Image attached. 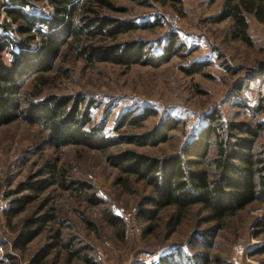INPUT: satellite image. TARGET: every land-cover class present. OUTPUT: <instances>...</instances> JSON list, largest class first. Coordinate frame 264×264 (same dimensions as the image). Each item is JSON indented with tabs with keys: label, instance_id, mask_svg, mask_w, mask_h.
<instances>
[{
	"label": "rangeland",
	"instance_id": "1",
	"mask_svg": "<svg viewBox=\"0 0 264 264\" xmlns=\"http://www.w3.org/2000/svg\"><path fill=\"white\" fill-rule=\"evenodd\" d=\"M111 1L114 8H104L105 15L137 25L120 35L118 41H138L146 45L148 52L159 54L175 34L183 48L181 56L161 65L91 66L70 52L48 73L50 82L44 87L43 96L83 97L91 105L93 124H105L108 135H146L161 128L166 120L177 121L164 142L144 146L125 143L108 154L126 148L160 158L181 153L186 144L200 135L209 117L218 113L224 128L234 122L260 124L255 148L264 157V24L247 15L251 37V45H247L232 38L231 20L213 21L225 0H181L182 5L155 0ZM29 10L46 15L51 6L45 1ZM8 22L10 30L1 28L0 32L12 41L20 39L17 25L6 20L3 13L0 24ZM10 58L6 53L5 60ZM195 62L206 63L203 71L186 74L183 68ZM27 89L32 91V86ZM145 109L154 114L141 125H126L117 131L123 115ZM212 142L215 143L214 138ZM215 153L216 146L212 144L209 156L212 158ZM52 160L65 169L68 181L90 185L87 193H95L99 203L93 205L84 198L85 193L79 195L75 189L64 190L55 185L9 225L5 211L13 199L27 193L18 189L40 179L38 172ZM118 176L119 171L107 161V153L56 147L48 141V130L42 123L30 124L21 119L1 127L0 264H33V257L54 243L57 229L64 241L52 251L46 264H151L179 248L191 256L208 255L210 264H264V253L259 252L264 247V229L258 227L264 219L263 201L227 217L222 225L208 221L207 213L200 207L194 208L181 225L171 230L173 209L161 211L150 222L138 218V209L150 188L134 181L123 186L118 183ZM107 211L122 217L124 226L108 224ZM46 213H53L58 221L50 224L26 250L17 248L16 238L24 221ZM149 225L154 226L151 233ZM202 230H210L205 240L196 234ZM212 233L216 234L209 237ZM191 242L193 248H187ZM70 244L72 250L79 249L76 256L70 257L66 247Z\"/></svg>",
	"mask_w": 264,
	"mask_h": 264
},
{
	"label": "trees",
	"instance_id": "2",
	"mask_svg": "<svg viewBox=\"0 0 264 264\" xmlns=\"http://www.w3.org/2000/svg\"><path fill=\"white\" fill-rule=\"evenodd\" d=\"M45 1L51 6L48 14L37 15L29 10ZM155 1L182 5L181 0ZM104 8H114V3L111 0H0V17L4 13L6 20L17 25L21 35L20 39L12 41L6 33L0 32V128L21 119L30 124L42 123L48 130V141L56 147L73 146L107 153V161L119 171V184L129 186L134 181L150 188L138 209V218L150 222L161 211L173 209L169 219L171 230L181 225L194 208L200 207L207 213L208 221L222 225L227 217L252 203L264 202V157L255 148L260 124L234 122L224 128L219 114L214 113L200 135L186 144L181 153L160 158L126 148L108 154L112 148L125 143L144 146L164 142L177 121L166 120L161 128L146 135H108L105 124H93L91 105L83 97L43 96L44 87L50 82L48 73L70 52L91 66L98 63L124 67L161 65L181 56L183 48L175 34L159 54L148 52L146 45L138 41H118L120 35L136 29L137 25L130 20L105 15ZM247 15H253L264 24V0H225L213 21L231 20L232 38L251 45ZM10 25L9 22L0 24V30L4 28L8 32ZM6 53L11 56L10 61L5 60ZM205 65L195 62L183 70L193 75L202 72ZM29 86L32 91L27 89ZM152 114L154 111L149 109L138 114L127 113L116 129L141 125ZM212 144L216 146V153L211 158ZM37 176L42 177L18 189L20 193H27L13 199L12 206L5 211L9 225L55 185L64 190L75 189L79 195L85 193L84 198L93 205L99 203L95 193H87L90 185L78 180L68 181L65 169L53 160L47 162ZM105 218L112 226H124L122 217L111 211L106 212ZM56 221L58 217L53 213L27 218L16 238L17 248L26 250ZM258 227L264 229V219ZM147 229L151 233L154 226L149 225ZM209 231L202 230L196 233L197 237L205 240ZM212 234L209 237L216 233ZM54 238V243L44 246L33 257V264H46L52 251L62 244L64 239L60 229ZM72 246L66 245L70 257L79 252V249L72 250ZM186 246L193 248L194 243ZM259 252L264 253V247ZM84 260L89 261L87 257ZM199 261L210 264V257L191 256L179 248L151 264H198Z\"/></svg>",
	"mask_w": 264,
	"mask_h": 264
}]
</instances>
